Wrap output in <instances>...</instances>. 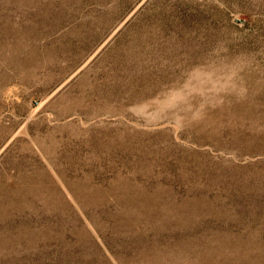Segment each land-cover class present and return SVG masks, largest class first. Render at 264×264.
<instances>
[{
	"label": "rangeland",
	"instance_id": "1",
	"mask_svg": "<svg viewBox=\"0 0 264 264\" xmlns=\"http://www.w3.org/2000/svg\"><path fill=\"white\" fill-rule=\"evenodd\" d=\"M0 264H264V0H0Z\"/></svg>",
	"mask_w": 264,
	"mask_h": 264
}]
</instances>
